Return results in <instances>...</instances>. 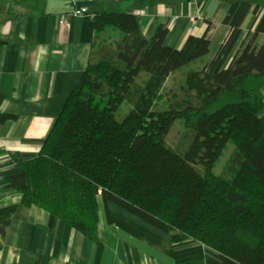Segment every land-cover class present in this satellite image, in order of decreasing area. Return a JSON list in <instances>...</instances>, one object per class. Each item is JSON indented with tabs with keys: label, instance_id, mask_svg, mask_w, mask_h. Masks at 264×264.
<instances>
[{
	"label": "trees",
	"instance_id": "16d2710c",
	"mask_svg": "<svg viewBox=\"0 0 264 264\" xmlns=\"http://www.w3.org/2000/svg\"><path fill=\"white\" fill-rule=\"evenodd\" d=\"M249 9L232 3L222 21L229 30L211 60L181 73L208 54L206 33L172 48L165 25L147 40L132 13L92 15L89 61L40 151L12 154L3 173L21 204L95 242L100 195L166 232L174 264H264V41L254 44L264 13L224 65ZM108 28L120 33L114 44L100 38ZM175 72L179 79L168 86ZM124 102L130 108L116 120ZM15 119L0 112V124ZM176 119L193 135L183 154L165 141ZM16 209H0V234Z\"/></svg>",
	"mask_w": 264,
	"mask_h": 264
},
{
	"label": "crops",
	"instance_id": "0c3cea01",
	"mask_svg": "<svg viewBox=\"0 0 264 264\" xmlns=\"http://www.w3.org/2000/svg\"><path fill=\"white\" fill-rule=\"evenodd\" d=\"M235 2H248L250 9L224 65L255 31L264 0H0V112L16 116L0 124V209L17 207L0 234V264H174L166 232L114 204H104L100 195L93 242L39 207L23 206L20 193L7 186L3 173L13 167L12 154L40 151L89 61L95 36L92 15L132 13L147 40L158 26L165 25V44L172 48H180L190 35L206 33L208 54L185 66L186 70L183 67L181 73L211 60L229 30L222 21ZM79 9L81 14L59 24L61 16ZM100 38L114 44L120 33L108 28ZM263 41L261 32L254 44L260 46ZM177 74H171L166 84ZM262 92L264 98V87Z\"/></svg>",
	"mask_w": 264,
	"mask_h": 264
},
{
	"label": "rangeland",
	"instance_id": "374dc122",
	"mask_svg": "<svg viewBox=\"0 0 264 264\" xmlns=\"http://www.w3.org/2000/svg\"><path fill=\"white\" fill-rule=\"evenodd\" d=\"M183 69L186 70L187 68L184 67ZM142 75L144 77H146V75H144V74H142ZM179 76H180V74L177 75V76H174L173 78H176V77H179ZM176 79H179V78H176ZM174 80L175 79L169 80L168 86H170L174 82ZM129 108H130L129 105H127L125 102L122 103L120 105V107L118 108L117 112H116V115H115L116 120H121L123 118V116L127 113V111L129 110ZM192 140H193L192 133L188 129L185 128V126L183 125V123H182V121L180 119H176L172 123L168 133L166 134V138H165L166 143L170 147H172L175 151H177L179 154H183L184 153L185 149L191 143ZM232 149H233V146L229 145L228 148L225 149L222 152V154L220 155V157L216 161V163H215V165L213 167V172L216 175H222L223 174V167H224L227 159L229 158V155H230ZM115 206H117V205H115ZM119 208H121V207H119ZM126 212H128V211H126ZM154 228H156V227H154ZM156 229H158V228H156ZM149 232L152 233L151 230ZM144 234H145V236H146V238L148 240H150V241L152 240L153 242H156V238L155 237H151L150 235H147L146 233H144Z\"/></svg>",
	"mask_w": 264,
	"mask_h": 264
},
{
	"label": "built area",
	"instance_id": "2783aa9c",
	"mask_svg": "<svg viewBox=\"0 0 264 264\" xmlns=\"http://www.w3.org/2000/svg\"><path fill=\"white\" fill-rule=\"evenodd\" d=\"M82 11L79 9V10H76L74 11V13L72 14H68L66 16H61L60 19L58 20L59 24H65L66 23V20L69 18V17H72L74 15H78V14H81ZM198 19L200 20L201 17H198Z\"/></svg>",
	"mask_w": 264,
	"mask_h": 264
}]
</instances>
